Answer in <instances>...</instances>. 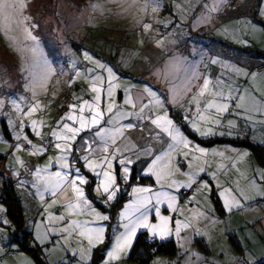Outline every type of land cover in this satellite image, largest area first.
<instances>
[{
	"label": "snow or ice",
	"instance_id": "6c2138e0",
	"mask_svg": "<svg viewBox=\"0 0 264 264\" xmlns=\"http://www.w3.org/2000/svg\"><path fill=\"white\" fill-rule=\"evenodd\" d=\"M228 2L213 0L209 5L206 0H196L208 16H197L194 26L210 19L212 13L219 12ZM149 5L154 13L161 7V2L145 0L139 10L147 12ZM91 7L94 11H104L102 4H92ZM176 7L184 12L182 5ZM27 8L28 0H0V31L5 35L19 32L20 36L9 38L14 43L26 42L23 48L28 60L24 69L27 74L25 88L32 93V100L25 107L21 106L26 100L23 96L7 100L0 98V113L4 112L6 105L10 106L7 123L15 133L14 143L4 141L2 135L0 142L7 143L11 152L30 148L32 155L46 154L52 147L58 152L49 156L43 166H34V170L30 171L31 181L22 178L20 170L13 167L18 186L30 184L43 205L41 219H32L28 224L33 229L28 247L38 244L48 256L57 251L63 252L57 261H49V264H91L97 249L102 253L97 264H119L121 258L130 254L142 230L150 241H165L174 235L177 240L183 241L180 246L193 254L187 245L193 239L207 235L200 226L201 221L213 226L222 221L215 216L214 209L209 215L207 203L203 210H193L190 205L196 200L195 196L188 198V206H181L179 201L183 189L192 190L198 185L196 191L204 196L206 202L215 190L222 209L228 213L249 206L258 198L264 199V169L253 170L244 183L237 182L235 186L227 181L218 182L220 174L228 167L236 168L238 161L247 157V151L232 148L233 155L230 156H226L225 151H210L194 142L184 130L190 129L199 138H239L240 120L244 121V128L254 127L256 123L264 124V120L254 119V114L264 116V89H261L258 98L249 88L234 86L230 79L231 75H235L264 83V73L221 62L218 58H212L210 64H222L229 76L220 75L213 79L209 74L201 73L199 66L187 57L172 55L164 68L157 72L167 84L166 93H162L146 81L141 87H137L136 83L122 86L118 83V70L110 63L94 58L88 51L82 53V58L93 67L82 70L73 54L70 58L73 76L68 83H76L83 75L91 95L88 98L78 96L75 103L66 105L68 111L55 122L44 142L35 144L24 129L29 128L36 136H41L42 122L31 119L25 124L24 117H31L40 107V101L36 99L37 90H46L56 68L45 56L40 38L34 34L39 25L25 14ZM188 9L195 12L191 0ZM257 12L264 21V0ZM171 23L173 21L165 22V27ZM143 28L147 31L151 24L144 23ZM257 29L264 31V27L256 22L245 20L240 30L242 38L238 42L247 46L249 40L246 34ZM66 51L71 50L66 48ZM118 94L123 96L122 104L117 102ZM173 107L181 115L183 124L171 116ZM226 114L236 119H227ZM146 124L152 126L147 129V134L159 141L161 148L139 144L128 138L127 130L139 128L144 131ZM209 155L211 160L207 159ZM216 157L227 159L229 164L216 163ZM180 158L186 170L181 167ZM141 160L144 164L137 172L136 165ZM16 163L28 167L19 157ZM177 175L186 179L178 180L175 178ZM203 176L209 179L204 180ZM144 177L153 179V184H141L139 181ZM46 193L51 195L48 203H45ZM121 194L129 198L122 203L115 217L116 223L110 224L114 219L110 210ZM60 197L62 200L58 199ZM97 202L108 211L99 210ZM58 204L62 210L52 211ZM162 206H166L165 211L169 214L162 212ZM73 215L91 219H72ZM188 229H191L192 235L181 237V233ZM15 232V226L7 217V209L0 205V253L8 249L19 252L23 240L13 243ZM53 233L61 238L51 248L45 247ZM69 256L72 259H67ZM233 260L234 264H259L264 260V253L256 256L246 252L241 257L233 256ZM24 264L33 262L26 259Z\"/></svg>",
	"mask_w": 264,
	"mask_h": 264
},
{
	"label": "rangeland",
	"instance_id": "374dc122",
	"mask_svg": "<svg viewBox=\"0 0 264 264\" xmlns=\"http://www.w3.org/2000/svg\"><path fill=\"white\" fill-rule=\"evenodd\" d=\"M144 2L145 0H111V2L109 0H28L25 14L30 15L32 22L39 25L34 30V34L40 38L45 56L56 68V73L49 80L46 90H37L36 99L40 101V107L32 113L31 117H24L25 124H28L31 119L42 122L41 136H36L29 128L24 129L35 144L44 142L55 122L68 111L66 105L75 103L78 96L88 98L91 95L87 91L88 82L83 75L76 83L71 85L68 83L73 76L70 68V58L73 54L78 59L82 70L93 67L89 61L82 58V53L88 51L94 58L108 62L118 70L120 76L118 83L122 86L136 83L137 87H141L146 81L162 93H166L167 84L161 76L157 75V72L164 68L172 55L187 57L190 62L199 66L201 73H207L213 79L220 75L229 76V73L225 71L222 64L211 65L212 58H218L221 62L234 63L249 71L264 73V69L258 71V65L264 64V31L259 29L254 32L249 31L246 34L249 40L247 46L238 42L242 38L240 30L245 20L250 19L264 27V21H261L257 12L262 6V0H229L226 7H222L217 13H212L210 19L195 24V26L194 21L197 16L201 14L208 16L207 11L202 9L196 0H191V3L195 5V12L188 9L189 0H160L161 7L154 13L151 11V5L147 12L139 10ZM206 2L211 5L213 0H206ZM92 4H102L104 11H94L91 7ZM176 5H182L184 12L181 13ZM167 21H173V23L165 27ZM144 23L151 24V28L145 31ZM20 35L19 32L5 35L3 31H0V98L7 100L9 97L18 99L23 96L26 100L22 102L21 106L25 107L26 103L32 100V93L25 88L27 74L24 69L28 60L23 48L26 42L14 43L9 38V36ZM158 41L161 43L158 44ZM66 48L71 51L67 52ZM230 79L234 86L249 88L258 98L261 95V89H264V83L260 81L253 82L251 79L245 80L244 77L235 75H231ZM116 99L118 103H123L122 94H118ZM125 107L130 108V106ZM10 114V106L6 105L4 112L0 113V135L3 136L4 141L14 143L15 133L11 131V125L7 123V116ZM230 119H236V117L232 116ZM254 119L264 120V116L254 114ZM3 120L8 125L9 136L4 132ZM239 124L241 125L238 129L239 135L247 134L252 137L254 142L256 141L255 143L260 142L264 145V124L256 123L254 127L250 125L248 128L243 127V120H240ZM190 138L192 139L191 136ZM140 139H147L144 141L146 145H151L148 140H153L147 133H142ZM161 147L159 146V148ZM206 148L210 151L213 150L209 146ZM220 151H225L226 156L233 155L231 150L222 148ZM245 151L248 152L247 157L239 160L236 168L228 167L226 172L220 174L219 183L227 181L228 184L235 186L237 182L244 183L245 178L253 174V170L264 169V164L257 159L251 149L247 148ZM0 153H3L0 154V187L3 183L1 172L6 171L15 180L16 190L24 205V228L33 233L32 227H29L28 224L32 219L37 221L41 219L40 213L43 210V205L30 184L26 187L18 186L17 177L13 175V167L20 170L22 178L31 181L30 171L34 170V166H43L49 156H55L58 152L54 147L49 148L46 154L32 155L30 148L11 152L7 143L0 142ZM17 157L22 159L28 167H21L17 164ZM207 159L211 160V156L209 155ZM180 160L181 167L186 170L182 158ZM221 162L229 164L227 159L216 157V163ZM143 164L144 161L141 162V167ZM175 178L186 179L182 175H177ZM140 183L143 185L153 184L150 181ZM196 187L198 185L194 186V191ZM89 195H92L90 191ZM190 196L181 198L180 205L188 206L187 201ZM194 196L196 200L190 205L193 210H203V206L207 203L209 215L213 214L212 209H214L215 216L219 221H222L214 226L206 221H201L200 226L205 231L213 226L220 232H224L227 237L232 231L239 233L244 240L247 236L246 238L250 242L246 243L245 241V247L240 251V256L246 252H251L256 256L264 253V199L258 198L249 206L231 213H223L221 201L217 198L215 190L207 202L204 196L197 191ZM58 199L62 200V197ZM127 199L123 202H126ZM50 201L51 195L46 193L45 203ZM122 203L119 206L116 203L111 208L110 213L114 219L109 222L110 224L116 223L115 217ZM0 205L7 209L1 196ZM96 207L101 211H108L99 202L96 203ZM165 208L166 206H162V212L169 214ZM61 210L59 204L52 209L54 212ZM7 217L11 220L8 214ZM71 218L91 219V217L75 215ZM191 235V229L181 233V237ZM60 238L58 234L53 233L45 247L51 248L53 243ZM169 238H173L178 245L177 253L170 257L158 253L154 255L152 264L157 261L160 264H179L178 259H182V263L186 261L192 263L198 259L194 254H200V247L196 245V239L187 245L192 250L193 254H190L180 246L182 240H177L174 235ZM31 240L32 237L25 242V246H28ZM12 242L18 243V240L13 238ZM21 248L20 244L19 252L15 251V255L24 256L23 264L26 259L31 260L33 264H38L31 252L24 248L23 253ZM11 251L13 250L8 249L4 253H0V264H3L5 256L15 253H10ZM43 253L48 264L49 261L55 262L63 255L62 251H57L51 256ZM125 258H121L119 264H140L136 261L129 263L128 255ZM67 259H72V257L69 256ZM5 264H8V261Z\"/></svg>",
	"mask_w": 264,
	"mask_h": 264
},
{
	"label": "trees",
	"instance_id": "16d2710c",
	"mask_svg": "<svg viewBox=\"0 0 264 264\" xmlns=\"http://www.w3.org/2000/svg\"><path fill=\"white\" fill-rule=\"evenodd\" d=\"M172 116L178 121V123L183 124V120L181 118V115L178 114L175 107L171 109ZM152 126L150 124L144 125V131H141V129L137 128L135 130H127V136L128 138L133 141L137 142L139 144H145L144 141L147 139H140V136L142 133H147V129L151 128ZM3 129L7 136H9V128L5 120H3ZM192 138L198 140L202 143H208V144H214L216 142L224 141L225 138L220 136L215 137H207V138H199L196 134L192 133L190 129L185 128L184 129ZM151 144L153 142L155 143L152 145L155 148H159V146H162L159 141L155 140H148ZM238 145H247L249 149H251L255 155L257 156V159L264 164V146L255 143L253 141H250V139H237L234 140ZM4 157V156H3ZM3 160V159H2ZM136 165V171L139 172L141 168V162ZM1 174L3 175V183L0 187V196L3 202H5L7 206V214L12 220L13 225H15L16 232L14 233V239L15 240H23L22 247L25 248L27 251L31 252L33 254L38 262V264H48L44 258V253L41 251V246L37 245L35 247H28L25 246V242L32 237L33 233L31 230H27L24 228V205L22 203V199L20 198L18 191L16 190L15 180L7 174L6 171H2ZM151 180V178L144 177L139 182L147 183V181ZM133 182L135 181V178H133ZM129 190V189H128ZM194 191V189H193ZM192 191V193H193ZM192 193H190L188 196H190ZM187 196V197H188ZM128 196L126 194H121V197L119 201L117 202V206H119L125 199H127ZM147 233L144 231H141L138 233V238L134 242V246L130 251L129 257L137 260L138 262L142 264H150V260L154 257V255L158 253H165L169 256H173L177 253L178 247L173 238L166 239L165 241H159L158 239L155 241H150L146 239ZM102 253L99 249L96 250V253L93 257V260L91 264H97V261L100 259ZM260 264H264L263 262H260Z\"/></svg>",
	"mask_w": 264,
	"mask_h": 264
},
{
	"label": "crops",
	"instance_id": "0c3cea01",
	"mask_svg": "<svg viewBox=\"0 0 264 264\" xmlns=\"http://www.w3.org/2000/svg\"><path fill=\"white\" fill-rule=\"evenodd\" d=\"M171 116H172V114H171ZM226 116H227V119H230L232 117V115H229V114H226ZM219 130H223V129H218V131ZM223 138H225L224 141L216 142L214 144L202 143V142H199L198 140H196L194 138H192V140L196 143H199L201 146H205V147L209 146L210 149H217L219 151L222 148L225 150H231L232 148H235L238 151H245L248 148V146L242 145V144L238 145L236 143V141H234L237 139L239 140V139L245 138V139H250V141L254 142L252 137H250L247 134H245V135L241 134V135H239V138H230L228 136H224ZM257 143L263 145L260 142H257ZM151 145H153V144H151ZM185 167H186V165H185ZM203 178L209 179V177H207V176H203ZM149 181L153 182V179H151ZM195 193H196V190L194 191V193H192L193 196L195 195ZM222 212L226 213V211H224V210H222ZM212 227H210L206 230V232H207L206 236L195 238L196 242H197L196 245L198 247H200L199 248L200 254H199L198 259L196 261H192V263L187 261L188 264H234L233 256L241 257L240 251L243 250V248L245 247V244H244L245 241H246V243L250 242L249 239L246 238L247 236L245 237V240H244L243 236L239 235V233H235L232 231L231 233L228 234V237H227V235L224 232H220L217 228H215V227L212 228ZM167 239H169V238H167ZM21 247H22V244H21ZM177 247H178V245H177ZM21 249L23 250V253H24V248L22 247ZM14 252L15 251H13V253ZM221 253H223V254H221ZM15 254H16V252L13 255L10 254L8 256H5V259L2 263L5 264L8 261V264H12V263L13 264H23L24 256H18V255L16 256ZM160 254H165V253H160ZM166 255H168V254H166ZM123 258H125V257H123ZM152 259L150 260V264H152ZM134 261L138 262L137 260L129 257V254H128V262L129 263H131V262L135 263ZM261 262L264 263V260H261ZM138 263H140V262H138ZM178 263L179 264H186V262L182 263V259H178ZM140 264H142V263H140Z\"/></svg>",
	"mask_w": 264,
	"mask_h": 264
},
{
	"label": "built area",
	"instance_id": "2783aa9c",
	"mask_svg": "<svg viewBox=\"0 0 264 264\" xmlns=\"http://www.w3.org/2000/svg\"><path fill=\"white\" fill-rule=\"evenodd\" d=\"M264 69V66H261V67H259V71L260 70H263ZM194 189V188H193ZM193 189L192 190H188V189H183L182 190V193H181V198L183 199V198H186L190 193H192V191H193ZM10 253H13V251H11Z\"/></svg>",
	"mask_w": 264,
	"mask_h": 264
},
{
	"label": "clouds",
	"instance_id": "9594fccd",
	"mask_svg": "<svg viewBox=\"0 0 264 264\" xmlns=\"http://www.w3.org/2000/svg\"><path fill=\"white\" fill-rule=\"evenodd\" d=\"M261 66H264V64H260L259 66H258V69H259V67H261ZM259 71V70H258ZM261 71V70H260Z\"/></svg>",
	"mask_w": 264,
	"mask_h": 264
}]
</instances>
